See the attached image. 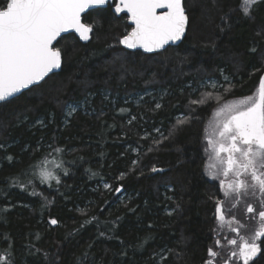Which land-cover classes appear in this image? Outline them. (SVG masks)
<instances>
[{
  "label": "trees",
  "instance_id": "trees-1",
  "mask_svg": "<svg viewBox=\"0 0 264 264\" xmlns=\"http://www.w3.org/2000/svg\"><path fill=\"white\" fill-rule=\"evenodd\" d=\"M240 3L183 0L185 38L154 55L118 46L119 36L130 28L111 6L83 16L93 29L86 44L74 35L58 40L60 71L15 102L0 104V145L5 146L0 148V254L11 245L15 264H78L85 252L89 264H205L216 240L224 246L229 239L217 227V201L223 202L225 219L234 216L248 223L237 211L239 204L226 201L218 184L204 175L201 139L208 104L191 113L192 123L168 139L141 134L148 123L168 136L175 119L189 114V100L196 97L191 84L219 78L220 72L234 85L229 97L254 93L264 76V3L250 18L243 16ZM147 88L166 93L160 109L148 100L133 108L120 99ZM102 92L118 100L104 102ZM82 100L89 101L91 112L77 111L66 121L65 105ZM132 115L136 120L129 123ZM42 143L64 150L49 156L45 166L60 183H41V169L33 174L29 168L45 157ZM153 167L161 171L152 172ZM12 176L27 190L11 187L7 178ZM105 183L111 190L104 189ZM85 208L82 215L78 209ZM93 216L99 227L97 221L81 227ZM51 218L58 224L51 225ZM252 227L248 237L257 226ZM221 258L214 264H224Z\"/></svg>",
  "mask_w": 264,
  "mask_h": 264
},
{
  "label": "snow or ice",
  "instance_id": "snow-or-ice-1",
  "mask_svg": "<svg viewBox=\"0 0 264 264\" xmlns=\"http://www.w3.org/2000/svg\"><path fill=\"white\" fill-rule=\"evenodd\" d=\"M106 2L107 0H0V103L15 102L21 90L38 86L49 73L59 69L62 54L53 45V41L69 29L75 30L81 39L87 40L88 33L93 29L91 25L81 22V13L85 9L103 6ZM260 3H264V0H241L240 10L243 16L250 18ZM157 9H166V11L158 13ZM115 11L117 13L126 11L131 23L135 25L132 31L120 40V43L128 49L142 48L146 53L157 52L164 49L169 42L180 40L186 32L188 17L183 0H119ZM224 18L221 17L222 20ZM225 83L228 85L227 88L215 81L201 85V87L210 86L215 90L217 102L224 100V103L213 111L211 133L209 134L208 125L204 129L205 154L216 161L207 167L217 169L215 173L210 174L211 178L215 179L218 175L225 177L220 184L222 188L226 184L224 190L226 201H234L237 204L242 202L248 214L247 220L254 222L257 227L248 237V223L233 216L228 228L230 232L239 236V240L226 238L227 244L233 247L228 257L224 259V264H229V261L233 260L239 261L240 264H260V260L264 259V239H262L264 238V76L261 77L254 95L232 101L226 100L220 92L221 89L223 93L228 94L233 91L234 85L228 77H225ZM212 96V92H205L198 99H190L189 114H181L177 117L176 123L168 130V136H164L159 128L154 130L164 139L170 138L184 126L190 125L193 120L191 113L198 107L207 105ZM67 107L66 120L77 111L75 106ZM160 108L161 104L157 102L155 109ZM125 111L126 109H120L121 113ZM148 135L150 134L146 133L143 138H147ZM3 147L5 146L0 145V148ZM148 150L152 151V148ZM52 151L62 153L64 150L56 147ZM8 159L11 161L13 157L9 156ZM48 163L45 158L38 165H30L29 168L33 169V174L36 167L41 169V183L53 179L60 183L58 177L47 171L45 165ZM132 164L137 165L138 161L133 160ZM57 167L59 168L60 165ZM151 171L158 172L161 169L153 167ZM65 175H67L66 170ZM91 175L96 176L98 173L92 172ZM123 175L124 173H121V176ZM7 179L11 187L18 186L24 191L27 190L17 176ZM27 183L31 184L32 181L28 180ZM104 187L111 190L107 183ZM115 191L119 192L120 188H116ZM31 194L36 195L35 192ZM222 203L217 201L216 204V220L220 229L224 227L225 221ZM232 206L235 207L236 204ZM78 211L86 215L88 210L85 208ZM93 221H97L99 227V221L94 216L91 219L86 218L81 227ZM49 223L55 226L58 220L51 218ZM213 232L219 235L217 228H214ZM241 232L245 235H241ZM99 235L104 236L105 233L100 231ZM215 244L219 248L221 241L217 239ZM142 246V244L138 245V247ZM88 247L91 248L92 245ZM222 251L224 249L216 251L210 247L209 259L205 264H214L216 258L221 257ZM45 258H48L47 253ZM56 259L58 260L59 257L57 256ZM0 264H15L11 245L5 250V254H0ZM78 264H89L88 252L83 254Z\"/></svg>",
  "mask_w": 264,
  "mask_h": 264
},
{
  "label": "rangeland",
  "instance_id": "rangeland-1",
  "mask_svg": "<svg viewBox=\"0 0 264 264\" xmlns=\"http://www.w3.org/2000/svg\"><path fill=\"white\" fill-rule=\"evenodd\" d=\"M130 31V29L129 30H124L123 32H122V34L119 36V38H118V46H119V41H120V39L121 38H123L124 36H126L127 34H128V32ZM225 77H227L226 76V74H224L223 72H220L219 73V78H204V79H202V80H199L198 82H197V84H191V88H192V93H191V95H196V97H194V98H192V99H198V98H200L201 97V95L203 94V93H205V92H212L213 93V96H212V99L211 100H209L208 101V106L210 107V109H209V112H208V116H207V118H206V122H205V125H204V128H203V132H202V139H201V141H202V150H203V155H204V167H203V171H204V175H205V177L208 179V180H210V181H212V182H215V183H217L218 184V186H219V189H220V191H221V194L224 196V190L226 189V184H225V187L224 188H222L221 187V184H220V181L221 180H225V177L223 176V175H218L217 176V178H215V179H213V178H211V176H210V174L211 173H215L216 171H217V169H215V168H211V167H207V165H211V164H213V163H216V161L214 160V159H210L209 158V156L208 155H206L205 154V151H204V148L206 147V141H204V129H205V126L206 125H208V131H209V134L211 133V122L214 120V116H213V111H214V109H216L220 104H222V103H224V100H221L220 102H217L216 101V99H215V96L217 95V93L215 92V90L214 89H212L210 86L209 87H201V85L202 84H205V83H207V82H209V81H215V82H217L218 84H220V85H223L224 86V88H227L228 86H226V85H224V84H226L225 83ZM259 86V85H258ZM257 90H258V87L256 88V90L254 91V93L252 94V95H254L256 92H257ZM198 91V92H197ZM220 92L224 95V97L226 98V100H228V101H232V100H236V99H240V98H232V97H229L230 96V94H228V93H223V89H221L220 90ZM166 93H164V92H161V91H152L151 89H145V91L144 92H142V93H139V94H135L134 96H129V97H121L120 99L122 100V101H124L125 103H129V104H131L132 105V107L133 108H140V107H142L143 105H144V103H147V101L146 100H148V103H151V102H154V108H155V104L157 103V102H159L160 104H161V101L163 100V97H164V95H165ZM101 98H102V100H104V102H106V101H109L110 100V94L108 93V92H102L101 94ZM105 97H107V99L105 98ZM113 99L112 100H110V101H112L111 103H113V104H115L116 103V101L118 100L117 99V96L115 95V96H113L112 97ZM241 98H244V97H241ZM84 101L85 100H82L81 102H70V103H67L66 105H65V107H64V117H66V115H67V112H68V107L67 106H75L76 108H77V111H83L84 113H90L91 112V109H89L90 107H89V101L87 102V103H84ZM202 107V106H201ZM76 111V112H77ZM188 115V114H187ZM73 116V115H72ZM72 116H70V117H72ZM193 116V115H192ZM70 117H68V119L70 118ZM134 116L132 115V117L130 116L129 117V119H130V121L131 122H135V120L136 119H132ZM65 119V118H64ZM67 119V120H68ZM193 119H194V117H193ZM66 120V119H65ZM66 120V121H67ZM142 121L144 122V123H146L145 122V120L144 119H142ZM175 122H176V119H175ZM149 124L147 123V126L145 127V126H142V132H141V134H142V136L143 137H145V134L147 133V134H150V135H148L147 137H149V136H151V135H155V136H158V138H162L161 136H160V134L159 133H157L154 129L153 130H151L152 128H150L149 126H148ZM151 126V125H150ZM156 128H159L160 130H161V128L160 127H156ZM155 128V129H156ZM43 144V145H42ZM41 144V146L39 147V148H43L44 150H45V157H43V160L46 158L47 160H50L49 159V156H53V155H56V154H58L57 152H54V151H52V149L53 148H56V147H54V146H52L51 148H49L48 146H49V144H45V143H42ZM49 153H51L50 155H49ZM67 153V152H66ZM57 160H58V158H56ZM54 162V161H53ZM39 164V163H38ZM46 166V165H45ZM40 169V168H39ZM41 171V170H40ZM48 171V170H47ZM103 187H104V184L102 185ZM104 189H106L105 187H104ZM225 197V196H224ZM230 204H232L234 201H228ZM239 205H238V212H239V210H243L245 213V215H248L247 214V212H246V208L244 207V205H243V203L241 202V203H238ZM241 214H242V212H241ZM242 216H243V214H242ZM230 221H232V220H228V219H225V221H224V227L222 228V232L229 238V239H237V240H239V236L236 234V233H233V232H230L229 231V228H228V224H229V222ZM217 227H218V225H217ZM219 230H220V228H218ZM241 233H243V232H241ZM215 248H217L216 247V244H215V246H214ZM213 247V248H214ZM232 245H228V244H226V245H224V246H221L220 245V247L219 248H217V250L216 251H221V249H224V251H222L221 252V255H222V258L220 259L221 261H223V259H224V255H229V253H230V251H231V249H232ZM214 248V249H215ZM233 261H235V260H233ZM233 261H231V262H233Z\"/></svg>",
  "mask_w": 264,
  "mask_h": 264
},
{
  "label": "water",
  "instance_id": "water-1",
  "mask_svg": "<svg viewBox=\"0 0 264 264\" xmlns=\"http://www.w3.org/2000/svg\"><path fill=\"white\" fill-rule=\"evenodd\" d=\"M117 3H119V0H107V2L105 3V5H103V6H97L96 8H93V9H85V11H84L83 13H81V22L83 23L82 18H83V16H84L86 13H88L89 11H92V10H95V9H105L107 6H111V12H112L117 18H119V17H121V16H125V17L127 18V25L131 28V29H130V32H131L132 29L135 27V25L131 23V21H130V19H129V14H128L126 11H122V12H120V13H117V12L115 11V7H116V4H117ZM162 11H166V9H157V12H158V13H160V12H162ZM187 27H188V23H187V25H186V32H187ZM91 32H92V31H91ZM91 32L88 33V39H87V40H83V39L80 38L79 34L75 32V30H73V29H69L67 32H62V33L60 34V36L57 37V40L53 41V45L55 46L56 43L58 42V40H59L61 37L66 36V35H74V36L79 40L80 43H82V44H86V43L89 42L90 39H91ZM130 32H129V33H130ZM186 32H185V35H186ZM185 35H184L180 40H178V41H176V42H169L168 45H165V48H164V49H160L159 51H157V52H153V53H146V52H144V50H143L142 48L128 49L125 45L121 44L120 42H119V45H120L124 50H126V51H128V52H136V51H137V52L142 53L143 55H154V54H158V53H161V52L165 51V50H166L167 48H169V47H176V46H178V45L183 41V39L185 38ZM61 64H62V63H61ZM60 68H61V67H60ZM60 68H59V69H54L53 72L49 73L48 76L58 73V72L60 71ZM48 76H47V77H48ZM47 77H45V79H46ZM45 79H44V80H45ZM44 80H43V81H44ZM43 81L39 82V84L42 83ZM32 87H35V86H30V88H32ZM27 90H29V89L21 90V93H23V92H25V91H27ZM21 93L17 94V96H19ZM0 104H2V103H0Z\"/></svg>",
  "mask_w": 264,
  "mask_h": 264
},
{
  "label": "flooded vegetation",
  "instance_id": "flooded-vegetation-1",
  "mask_svg": "<svg viewBox=\"0 0 264 264\" xmlns=\"http://www.w3.org/2000/svg\"><path fill=\"white\" fill-rule=\"evenodd\" d=\"M244 213H245V212L242 210V214H243V216L245 215ZM245 216H246V221L248 222V229H249V231L251 232V229L253 228V227H252V223H254V222H249V221L247 220L248 215H245ZM230 220H233V219L231 218Z\"/></svg>",
  "mask_w": 264,
  "mask_h": 264
},
{
  "label": "bare ground",
  "instance_id": "bare-ground-1",
  "mask_svg": "<svg viewBox=\"0 0 264 264\" xmlns=\"http://www.w3.org/2000/svg\"><path fill=\"white\" fill-rule=\"evenodd\" d=\"M188 84V83H187ZM108 108V107H107ZM149 121V120H148ZM39 145V144H38Z\"/></svg>",
  "mask_w": 264,
  "mask_h": 264
}]
</instances>
